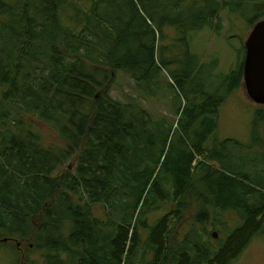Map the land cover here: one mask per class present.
I'll use <instances>...</instances> for the list:
<instances>
[{"label": "trees", "instance_id": "trees-1", "mask_svg": "<svg viewBox=\"0 0 264 264\" xmlns=\"http://www.w3.org/2000/svg\"><path fill=\"white\" fill-rule=\"evenodd\" d=\"M224 10L255 25L264 0H0V242L32 264H233L264 235V108L251 144L215 138L243 60L214 75L187 42ZM119 73L139 98L113 97Z\"/></svg>", "mask_w": 264, "mask_h": 264}, {"label": "rangeland", "instance_id": "rangeland-1", "mask_svg": "<svg viewBox=\"0 0 264 264\" xmlns=\"http://www.w3.org/2000/svg\"><path fill=\"white\" fill-rule=\"evenodd\" d=\"M222 29L216 31L213 28H203L202 30L191 31L188 35L187 42L190 44L191 52L197 54L202 63L212 65V62L217 60V65L213 68V74L230 73L240 60L245 59V43L248 39L254 25H250L247 18L230 16L229 10H224L221 14ZM218 22V20H217ZM167 41L166 44L170 45L172 39L174 41L177 38V31L170 27L166 29ZM175 37V38H174ZM174 38V39H173ZM209 68V67H207ZM210 69V68H209ZM111 93L117 100L129 101L131 97L139 98L138 92L135 90L134 81L132 78L124 73L116 75L115 81L112 85ZM143 104L151 111L157 112L167 110L164 104L152 101H145L140 98ZM264 105L256 104L247 94L244 80L240 88L235 90L229 96L226 97L220 112H219V127L215 134V138L220 141L226 139L237 140L243 144H251L253 142L252 137V125L256 113ZM37 125L45 135L47 145H59L61 140L49 125H45L38 122ZM232 165L239 161L238 155L231 152ZM254 156L247 157L249 160ZM231 159L228 160L229 163ZM218 164V163H216ZM69 167L72 163L70 162ZM235 166V165H234ZM261 178V177H259ZM106 209L102 205L95 206V213L102 218L105 216ZM164 214L161 211L160 216ZM224 220L229 223V227H237L240 225V218L236 215L227 213L222 216ZM151 225L155 223V219L152 218ZM209 226V232H219V237H211V240L215 245H218V240L224 236L222 234L223 227L221 228ZM185 227V229H187ZM224 236V238H226ZM17 242L16 240H3L0 242V264H32L29 261L27 263L23 261V258H28L30 261H36L41 258L40 252L33 249L31 244ZM20 246V247H19ZM147 259V258H146ZM145 259V260H146ZM233 264H264V235H257L241 253V255L234 261Z\"/></svg>", "mask_w": 264, "mask_h": 264}, {"label": "water", "instance_id": "water-1", "mask_svg": "<svg viewBox=\"0 0 264 264\" xmlns=\"http://www.w3.org/2000/svg\"><path fill=\"white\" fill-rule=\"evenodd\" d=\"M245 48L243 63L245 88L256 104L264 105V19L254 25ZM213 236L218 238V232L214 231Z\"/></svg>", "mask_w": 264, "mask_h": 264}, {"label": "flooded vegetation", "instance_id": "flooded-vegetation-1", "mask_svg": "<svg viewBox=\"0 0 264 264\" xmlns=\"http://www.w3.org/2000/svg\"><path fill=\"white\" fill-rule=\"evenodd\" d=\"M17 242H18V241H17ZM19 244L21 245V243H19ZM19 247H20V246H19ZM24 258H25V257H24ZM24 258H23V261H24ZM21 263H22V262H21ZM21 263H20V264H21Z\"/></svg>", "mask_w": 264, "mask_h": 264}]
</instances>
